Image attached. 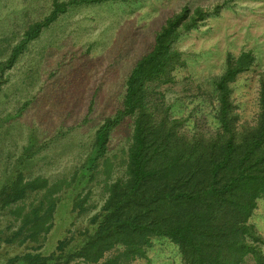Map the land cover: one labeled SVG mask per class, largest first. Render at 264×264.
Instances as JSON below:
<instances>
[{
    "label": "trees",
    "instance_id": "obj_1",
    "mask_svg": "<svg viewBox=\"0 0 264 264\" xmlns=\"http://www.w3.org/2000/svg\"><path fill=\"white\" fill-rule=\"evenodd\" d=\"M131 1L54 0L16 44L0 49V94L29 45L70 9ZM222 7L185 6L167 18L130 71L120 107L98 126L70 175L37 172L33 138L5 159L0 264H135L162 238L177 246L182 264H264V234L250 222L264 199V70L253 120L242 118L234 96L255 63L250 50L228 53L212 92L197 85L201 114L175 116L168 95L188 67L177 42ZM125 124L127 143L113 151V135Z\"/></svg>",
    "mask_w": 264,
    "mask_h": 264
},
{
    "label": "rangeland",
    "instance_id": "obj_2",
    "mask_svg": "<svg viewBox=\"0 0 264 264\" xmlns=\"http://www.w3.org/2000/svg\"><path fill=\"white\" fill-rule=\"evenodd\" d=\"M53 1L0 0V49L16 44L31 23L50 12ZM217 3L223 5L218 15L177 42L188 67L168 91L173 114H201L195 108L200 99L193 97L197 85L212 92L228 53L250 50L255 63L234 84V96L242 118L253 120L264 70V0H132L76 7L32 42L9 71L0 94V167L33 138L40 148L36 171L52 178L70 175L98 126L120 107L130 71L167 18L185 6ZM129 133L127 124L114 133L113 151L126 145ZM92 198L102 202L99 190ZM250 222L264 234V199ZM135 264L182 263L177 246L162 238Z\"/></svg>",
    "mask_w": 264,
    "mask_h": 264
}]
</instances>
